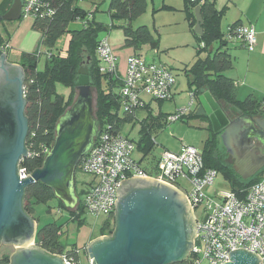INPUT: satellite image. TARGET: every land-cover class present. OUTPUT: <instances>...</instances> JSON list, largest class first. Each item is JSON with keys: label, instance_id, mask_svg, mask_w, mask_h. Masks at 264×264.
Instances as JSON below:
<instances>
[{"label": "trees", "instance_id": "1", "mask_svg": "<svg viewBox=\"0 0 264 264\" xmlns=\"http://www.w3.org/2000/svg\"><path fill=\"white\" fill-rule=\"evenodd\" d=\"M10 1L4 0L0 4V15L9 8ZM48 1L53 12L47 14L38 10L36 16L32 18L31 27L39 33L38 47L40 45L45 46L47 48L45 53H49V56H46L42 69L37 67L40 53L37 50L38 47L32 52L23 51L18 61L25 73L24 95L26 105L24 113L29 126L28 136L26 137L29 156L20 161L19 167L25 168L28 173H31L33 169L42 164L45 156L43 148H51L53 144L57 122L65 109L73 102L75 82L78 76L77 70L81 65L88 68L90 85L96 90L94 115L98 129L97 133L102 130L117 133L120 132L124 123H134V120H138L135 110L120 112L119 87L121 81L119 78L99 71V58L96 48L101 38L98 33L107 30L109 32L113 28L120 29L124 35L123 46L132 48L134 53H137L141 44H151L155 41L148 26L144 24L134 26V22L146 11L148 0H109L106 11L110 17V24L97 20L94 14L97 12V6L92 9L84 8L78 4L79 0ZM183 3L185 18L189 28L197 38L195 60L183 69L187 77L188 90L195 95V107L201 110V112L196 111V116L207 121L209 129V134L204 140L200 151L202 160L205 167H212L217 171L221 170L229 183L230 189L239 192L258 180L264 168L250 178L242 179L235 172L230 160L224 161L222 156L216 154V150L218 151L219 148L218 145L221 144V130H213L209 116L204 112L198 101V96L208 92L222 110L225 106H229L237 111L239 115L250 117H264V96L259 98L247 95L245 98L239 99L235 81L225 73L233 65V58L229 53L228 44H238L248 49L241 43L242 41L235 39V29L242 24L241 21L237 20L229 24L224 32L221 29L220 24L227 11V4L217 8L215 0H183ZM197 5L200 6L203 18L201 35L196 34L193 30L196 20L194 9ZM74 22L79 25L70 27V24ZM66 32L69 39L65 53L61 55L49 50L53 47L55 39ZM8 33L9 31L6 28L0 32V47L8 44L7 54L11 49ZM202 53L204 56H200ZM102 78L105 79L104 82H102ZM55 83L69 86L70 93L67 100L57 92ZM221 103L224 104L223 107ZM147 105L144 108H148ZM192 111L190 110L180 118H192ZM167 114L169 113L158 112L152 114L148 110V114L138 120L140 123L139 139L136 142L132 140L135 142L137 149L142 152V157L147 156L152 150L155 144L153 131L167 124L165 122ZM137 162L145 172L150 173L141 166V159ZM79 164L76 168H80ZM50 200L55 202L53 207L58 210H67L71 220H76L78 224L83 223L81 214L84 212V208L81 198L78 197L77 204L73 208L67 209L65 204L54 195L51 188L41 182L32 183L25 189L23 208L37 222L34 243L52 255H66L75 264H81L77 244H69L63 240L66 232L63 222L53 219L42 225L38 223V218L34 214L35 205L37 203L48 204ZM51 206L48 204V211H50ZM113 217L112 214L105 219L99 235L112 233ZM9 258V255H3L0 258V264H9Z\"/></svg>", "mask_w": 264, "mask_h": 264}, {"label": "water", "instance_id": "2", "mask_svg": "<svg viewBox=\"0 0 264 264\" xmlns=\"http://www.w3.org/2000/svg\"><path fill=\"white\" fill-rule=\"evenodd\" d=\"M21 0H13L0 15V32L4 22L22 17ZM194 32L202 34L200 6L194 9ZM0 47V245L12 244L16 250L9 264H65L60 255H52L34 243L37 222L23 208L27 186L41 182L48 186L67 209L77 204L74 193L75 170L81 158L92 147L97 134L89 71L80 66L75 82L73 102L65 109L56 125L53 144L42 164L30 175L20 177L18 162L28 149V119L24 113L25 73L19 63L8 61ZM214 131L229 154L238 146L246 155L251 148L262 161L249 174L253 176L264 165V117L237 115L229 118L208 93L198 96ZM246 177H243V179ZM114 226L110 235L91 239L86 245L90 264H175L187 257L196 235V224L184 196L170 184L144 175L120 180L115 188ZM186 198V196H185ZM187 199V198H186ZM188 201V200H187ZM223 264H258L261 258L246 249H233Z\"/></svg>", "mask_w": 264, "mask_h": 264}, {"label": "built area", "instance_id": "3", "mask_svg": "<svg viewBox=\"0 0 264 264\" xmlns=\"http://www.w3.org/2000/svg\"><path fill=\"white\" fill-rule=\"evenodd\" d=\"M22 17H35L36 12L52 13L48 0H21ZM235 39L242 41L248 50L256 42L252 24H240L235 29ZM8 44L1 48L6 51ZM99 71L115 75L121 81L120 104L124 111L144 107L151 99L171 100L176 94V73L164 63L147 61L145 57L132 53L127 56L125 68L120 73L117 56L107 37L100 39L96 48ZM49 56V53H46ZM189 102L178 106L167 114L165 122L178 120L187 114L195 103V95L188 90ZM50 147H44V155ZM135 142L120 132L102 130L96 134L92 147L81 158L79 167L93 176L94 182L83 192L82 206L85 212L106 214L114 212L115 188L120 180L136 175L164 181L186 196L191 208L202 205L203 215L196 218V235L193 246L181 263L175 264H223L233 249H246L261 258L264 264V171L258 180L245 190H230L222 195L208 194L207 188L214 182L217 170L205 167L201 152L192 145H182L177 152L164 150L155 163V175L145 172L133 157ZM20 177L30 173L19 167ZM184 178L190 185L189 191L178 182ZM65 264H75L66 255H61Z\"/></svg>", "mask_w": 264, "mask_h": 264}, {"label": "rangeland", "instance_id": "4", "mask_svg": "<svg viewBox=\"0 0 264 264\" xmlns=\"http://www.w3.org/2000/svg\"><path fill=\"white\" fill-rule=\"evenodd\" d=\"M108 3L109 0L78 1V4L84 8L92 9L94 6H97V12L94 14L97 20H100L105 24H110V17L106 11ZM21 19L25 20L26 22L28 21V17L25 16L16 21H8L4 23H18ZM227 23L228 21L226 20V17L223 16L220 24L223 32L227 30ZM140 24L148 26L154 36L155 41L151 44H141V47L135 54L142 55L147 61H155L156 63H164L170 66L172 71L176 73L177 93L171 100L151 99L147 94H144L145 100L148 101V108L138 107L135 109L138 120L142 119L146 114H148V110H150L152 114H157L158 112H172L176 107L186 105L189 102V96L187 94V77L183 71V67L190 65L195 60V47L197 46V38L192 33L185 18L183 0H148L146 11L142 13L134 22L135 27ZM78 25V23L74 22L70 24V27H77ZM111 30L112 29H110L109 32ZM107 32L108 30L100 31L98 36L102 39L103 37L101 36L107 34ZM68 39L69 35L67 32L58 36L55 39L53 47H51L49 50L61 55L64 54L67 48ZM36 43L37 42L35 40L30 52L34 51L38 47ZM201 44L203 43L201 42ZM232 46V43L228 44L230 49ZM37 50L40 51L37 67L42 69L46 58L45 50H47V48L43 45H40ZM22 52V50H17L14 48L10 49L8 51V61L18 62L21 58ZM200 56H204V54L202 53ZM233 62L236 63V61ZM120 63L121 61L119 60L118 68H120ZM81 66L84 67V65ZM225 73L227 74L228 71ZM104 81L105 79L102 78V82ZM55 87L57 92L63 95L64 99L67 100V97L70 93L69 86L62 83H55ZM91 91L93 95V108L95 110L96 90L91 87ZM76 93L77 89L75 87L73 100L76 96ZM237 97L239 99H243L245 98V95L239 93ZM221 105L222 107L224 106L223 103H221ZM191 110H193L192 118H180L176 121L167 123L164 127H158L154 129L153 137L155 138V144L147 156L142 157V152L140 149H137L135 145L133 157L136 160H142L141 166L145 170L155 175V163L164 150L177 152L182 149L183 144L192 145L199 151L202 150L203 142L209 134L208 122L202 120L201 117L196 116V113L198 111L201 112V110L200 108L195 107L194 102ZM224 110L232 116L239 115L237 111L231 109L229 106H225ZM122 111L123 109L120 105V112ZM138 120H134V123L126 122L120 129V132L123 135H127L135 142L139 139L140 123ZM218 147L219 148L218 151L216 150V154L222 156L224 161L229 159L226 155V149L222 141ZM74 176L75 194L79 198H82L83 192L88 189L90 184L93 183L95 179H93V176H91L89 173L82 171L80 168H76ZM178 182L180 183L181 188L189 191L190 185L186 179L180 178ZM230 190L229 183L226 181L223 172L218 170L213 184L207 188V193L212 195L216 192V195L220 196L224 193H228ZM48 204L52 205L50 211L47 210ZM48 204L37 203L35 205L34 214L38 218V223L42 225L45 222L51 221L53 219L58 222H63L66 229L63 240L69 244H77V247H79L78 255L80 257V263L90 264L89 257H87L86 253L84 252V248L91 239L99 236L100 228L107 218V215L93 214L84 211L81 214L83 223L78 224L76 220L70 219V215L67 210H57L56 207H53V204L55 205L54 201L50 200ZM193 214L198 218L203 215L202 205L196 207V209L193 211ZM15 250L16 247L12 244L0 245V258L3 255L10 256Z\"/></svg>", "mask_w": 264, "mask_h": 264}, {"label": "crops", "instance_id": "5", "mask_svg": "<svg viewBox=\"0 0 264 264\" xmlns=\"http://www.w3.org/2000/svg\"><path fill=\"white\" fill-rule=\"evenodd\" d=\"M4 0H0V4ZM13 0L10 1L9 7ZM217 8L228 6L225 12L226 27L234 21H241L242 24L251 23L256 32V42L253 50H248L242 45H234L229 48L233 61L232 68L227 73L237 86V96L253 95L254 97L264 96V0H215ZM23 18V17H21ZM32 18L28 21L20 20L18 23L7 24L8 40L11 49L30 51L37 42L39 33L32 29ZM107 37L120 63V73L124 71L127 56L134 53L130 47H124V35L120 29H112L107 34L101 36ZM37 45V43H36ZM18 63V62H13ZM119 66V65H118ZM170 67V66H169ZM185 67V66H184ZM183 67V68H184ZM171 68V67H170ZM184 71V69H183ZM188 91V90H187ZM177 93V88H176ZM148 104V102H146ZM177 108V107H176ZM175 108V109H176ZM174 112V111H172ZM171 113V112H166Z\"/></svg>", "mask_w": 264, "mask_h": 264}, {"label": "flooded vegetation", "instance_id": "6", "mask_svg": "<svg viewBox=\"0 0 264 264\" xmlns=\"http://www.w3.org/2000/svg\"><path fill=\"white\" fill-rule=\"evenodd\" d=\"M223 111L225 112V114L229 118H232V116L229 115L225 110H223ZM251 117H257V118H259L261 116H251ZM255 144L258 145L260 147V149L264 152V147L261 146L260 142L255 141ZM25 147L27 148L26 139H25ZM241 150L242 149H240L238 146L235 149L233 147V149H232L233 156L231 155V153L229 154V152H227V151H226V155L229 158L228 160L231 161V164H232L234 170L239 174V176L242 179H243V177H246L244 179H248V178L251 177V176H249V174L251 172H253L262 161H260L258 159V157L256 156V154H252V152H251L252 149L251 148H249V151L247 152V154L245 156L244 155L241 156V154H240ZM28 156H29V152L27 153V156L26 157H28ZM23 159L24 158L22 157L19 160L18 166L20 164V161H22ZM263 167H264V165L261 166L260 169L255 174L259 173V171H261V169H263ZM74 193H75V185H74ZM184 199H185V202L187 204L189 213L192 215L194 224H196V218H195V216L193 214V209L191 208V206H190L189 202L187 201V199L185 198V196H184ZM1 245H3V244H1Z\"/></svg>", "mask_w": 264, "mask_h": 264}, {"label": "clouds", "instance_id": "7", "mask_svg": "<svg viewBox=\"0 0 264 264\" xmlns=\"http://www.w3.org/2000/svg\"><path fill=\"white\" fill-rule=\"evenodd\" d=\"M18 169H19V166H18ZM262 170V169H261ZM174 187V186H173ZM181 192V191H180ZM77 201H78V197H77ZM58 210V209H57ZM114 211H115V208H114ZM113 215H114V212L112 213ZM112 221H113V226H114V217L112 218ZM111 234V233H110ZM110 234H102V235H110ZM99 236H101V235H99ZM84 250H85V252H86V246H85V248H84ZM77 251H78V253H79V249H77ZM86 255H87V253H86ZM61 256V255H60ZM62 257V256H61ZM87 257H88V255H87ZM90 260V259H89Z\"/></svg>", "mask_w": 264, "mask_h": 264}]
</instances>
